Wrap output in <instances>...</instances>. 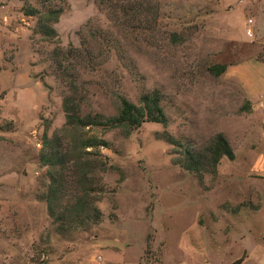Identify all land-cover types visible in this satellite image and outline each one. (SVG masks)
Returning <instances> with one entry per match:
<instances>
[{
	"label": "rangeland",
	"instance_id": "rangeland-1",
	"mask_svg": "<svg viewBox=\"0 0 264 264\" xmlns=\"http://www.w3.org/2000/svg\"><path fill=\"white\" fill-rule=\"evenodd\" d=\"M64 1L49 39L23 0H0V264H235L248 255L264 264V106L253 110L237 80L240 67L264 63V0H156L148 26L112 21L95 0ZM70 46L79 57L64 55ZM214 65L226 71L216 77ZM151 92L166 128L65 126L66 97L82 116L108 118L120 97L138 105ZM45 131L65 161L52 214ZM218 134L234 159L213 172L206 158ZM89 137L108 147L81 152ZM182 146L202 158L201 176L180 165Z\"/></svg>",
	"mask_w": 264,
	"mask_h": 264
},
{
	"label": "trees",
	"instance_id": "trees-1",
	"mask_svg": "<svg viewBox=\"0 0 264 264\" xmlns=\"http://www.w3.org/2000/svg\"><path fill=\"white\" fill-rule=\"evenodd\" d=\"M23 1V15L26 17L37 18L35 27L36 32L49 39L56 38L57 33L54 29V25L58 22L60 16L63 14V5L65 1L36 0V4L38 5V7L29 5L26 0ZM95 1H97L107 10L108 16L110 17V19H112V21L119 22L120 19H124L122 23L123 25L125 24V21H138L141 25L145 24L148 26L149 24L154 23L157 19L158 4L156 0ZM150 19H152L151 23L149 22ZM81 52V49L70 46L65 51L64 55L70 57L74 53H77L74 54V57H79ZM87 52L88 50H86V55L89 54ZM54 57H56L58 60V64H55L56 68L58 69V71H63L64 69L61 61H59L57 52L55 53ZM84 58L85 57L83 56L81 59L83 60ZM226 68L227 67L225 65H214L209 69V71L212 75L219 77L226 71ZM65 71H67V69H65ZM63 109L66 120L65 126L73 128L75 130H83L86 128L90 129L92 127H103L105 130L122 129L125 131L126 135H129V133L141 127L144 123L160 124L163 128H166L169 122L161 105L160 96L157 92L142 93L139 98L138 105L133 104L126 98L120 97L118 114L116 116L108 118H105L102 115L90 114L82 116L79 105L76 104L71 97H66L63 100ZM42 140V149L40 151L39 161L42 166L48 168L50 190L48 192L46 202L50 214H52V199L56 197V187L58 185V179L60 177L59 175H61V170L63 169V164L65 161H63V155L59 151V147L53 145L56 140L49 139L46 136V131L43 135ZM164 140L170 145H179V142L174 140L171 136L164 137ZM107 147V142L95 137L83 138L79 144L80 151L84 152L85 154H88V152L86 151L87 149H100ZM182 155L183 158L180 164L182 168L186 171L201 176L205 165L202 161V158L199 155L194 154L186 146H182ZM223 157H226L229 160H233L234 152L226 137L222 134H218L212 140L208 150V157L206 158V160L208 161L207 165L211 167V170L213 172L216 170L218 163ZM83 166L84 164H82L81 168H78V174L80 176H77L76 173L74 176V179H78V184L83 182L87 176L86 172L84 171L85 166ZM87 195L88 193H85V190H82V194L78 199L79 201H77L79 210L78 212L74 211V219L76 221H79L82 215L85 213L83 205L80 202L83 201V199H85ZM92 213L96 220L99 219L100 213L97 209H94ZM242 261L243 260H239L235 264H241Z\"/></svg>",
	"mask_w": 264,
	"mask_h": 264
},
{
	"label": "crops",
	"instance_id": "crops-1",
	"mask_svg": "<svg viewBox=\"0 0 264 264\" xmlns=\"http://www.w3.org/2000/svg\"><path fill=\"white\" fill-rule=\"evenodd\" d=\"M239 69L238 83L241 85L246 99L254 104L253 110L258 109L261 105L264 106V63L253 62ZM250 258L251 255H248L241 264H247Z\"/></svg>",
	"mask_w": 264,
	"mask_h": 264
},
{
	"label": "built area",
	"instance_id": "built-area-1",
	"mask_svg": "<svg viewBox=\"0 0 264 264\" xmlns=\"http://www.w3.org/2000/svg\"><path fill=\"white\" fill-rule=\"evenodd\" d=\"M251 25H252V20H248V26H247V30H246V33L248 36H252V34H253Z\"/></svg>",
	"mask_w": 264,
	"mask_h": 264
}]
</instances>
